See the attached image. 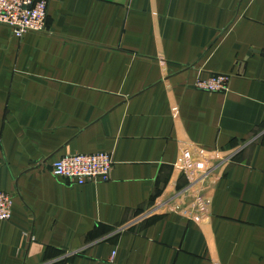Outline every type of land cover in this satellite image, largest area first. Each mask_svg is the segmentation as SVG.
Segmentation results:
<instances>
[{
	"label": "crops",
	"instance_id": "crops-1",
	"mask_svg": "<svg viewBox=\"0 0 264 264\" xmlns=\"http://www.w3.org/2000/svg\"><path fill=\"white\" fill-rule=\"evenodd\" d=\"M212 74L229 91L194 87ZM108 153V182L54 176ZM0 264H264V0H51L0 25Z\"/></svg>",
	"mask_w": 264,
	"mask_h": 264
},
{
	"label": "built area",
	"instance_id": "built-area-1",
	"mask_svg": "<svg viewBox=\"0 0 264 264\" xmlns=\"http://www.w3.org/2000/svg\"><path fill=\"white\" fill-rule=\"evenodd\" d=\"M51 0H0V25L10 28L17 38L27 33H43L47 29ZM230 77L212 74L198 79L194 87L208 93L229 91ZM114 161L108 153L64 155L52 166L55 177L68 180L72 184L108 182L111 179ZM13 200L0 192V222L12 218Z\"/></svg>",
	"mask_w": 264,
	"mask_h": 264
}]
</instances>
